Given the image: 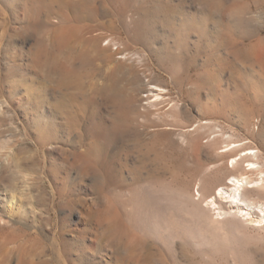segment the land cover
I'll return each instance as SVG.
<instances>
[{
    "label": "rangeland",
    "instance_id": "1",
    "mask_svg": "<svg viewBox=\"0 0 264 264\" xmlns=\"http://www.w3.org/2000/svg\"><path fill=\"white\" fill-rule=\"evenodd\" d=\"M49 3L0 0V264H264L263 225L190 197L224 142L248 138L264 180V0H94L96 47L49 45ZM52 51L74 58L60 90ZM229 80L261 85L258 114Z\"/></svg>",
    "mask_w": 264,
    "mask_h": 264
},
{
    "label": "bare ground",
    "instance_id": "2",
    "mask_svg": "<svg viewBox=\"0 0 264 264\" xmlns=\"http://www.w3.org/2000/svg\"><path fill=\"white\" fill-rule=\"evenodd\" d=\"M93 2L94 0H76L72 2L68 1L67 3L65 2L64 5L61 6L58 1L51 0L48 7L46 6V13L51 15L59 12L60 20L56 26L50 28L51 40L49 41V45L56 44L58 41L69 37L71 35L70 33L73 31H80L83 34L82 39H84L88 45L96 47L97 38L94 35H91V31L96 30L89 25H79L86 20V18H88V15H85L84 13L95 9ZM88 33L89 35H87ZM111 44L113 43L111 42ZM231 45H233L232 47L235 51L236 44L233 43ZM94 47H91V49H94ZM114 49L117 50L118 47H115ZM237 51L238 49L236 48V52ZM102 53L103 52L101 51L97 52V54ZM60 54V52L56 51H52L51 53L52 59L55 63L57 62L59 71L50 72L51 75L45 77L46 80L53 82L55 89L58 90H60L64 85L65 82L62 83V80H64L66 74L69 72L73 74L74 71V66H71L72 63L74 65V58L71 53L62 57ZM65 66H68L69 71H65V73L62 74L60 71ZM194 81H196L200 87L207 85L208 88L206 89H209V93L212 95H215L216 91L221 86V83L217 87L212 86L211 83L215 80ZM229 81L234 83L231 87L233 89L231 91L233 96L232 98L235 102H239V104L247 109L246 116H253V114L259 112L258 110L256 112V109L254 110V106L256 101L260 99V96H263L261 85L259 86L257 82H254V80ZM228 90L229 89L227 88L224 91H221L227 92ZM149 92L153 93L155 97L165 96V91L160 87H153ZM219 96L222 98L226 97L223 93H220ZM255 107L258 109V106ZM218 131L217 127H215L212 134H215ZM205 139H207L208 143H212L216 139V135L213 137L206 136ZM251 144L252 142L247 138L234 142H224L221 145H215V154L222 157L214 162L216 165H219L217 167L219 171H221L220 179L202 182L200 185L201 193L198 192L197 197L190 195L195 205L202 206V208H204L212 216H216L215 219L222 215H229L243 223H257L264 226V202L257 205L248 203L252 196L250 188L257 187L260 183L264 185V183H262L264 182L262 178L254 180L251 177L252 173L254 171H258L260 168L258 162L260 152L257 148L251 147ZM182 193L189 195L187 190H182Z\"/></svg>",
    "mask_w": 264,
    "mask_h": 264
}]
</instances>
